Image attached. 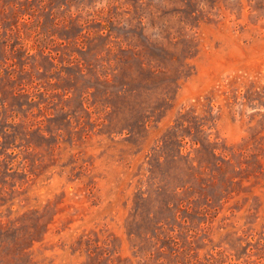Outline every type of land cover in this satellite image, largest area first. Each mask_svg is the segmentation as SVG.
Segmentation results:
<instances>
[{"label":"rangeland","instance_id":"rangeland-1","mask_svg":"<svg viewBox=\"0 0 264 264\" xmlns=\"http://www.w3.org/2000/svg\"><path fill=\"white\" fill-rule=\"evenodd\" d=\"M0 264H264V0H0Z\"/></svg>","mask_w":264,"mask_h":264},{"label":"trees","instance_id":"trees-1","mask_svg":"<svg viewBox=\"0 0 264 264\" xmlns=\"http://www.w3.org/2000/svg\"><path fill=\"white\" fill-rule=\"evenodd\" d=\"M183 124H185V123H183Z\"/></svg>","mask_w":264,"mask_h":264}]
</instances>
